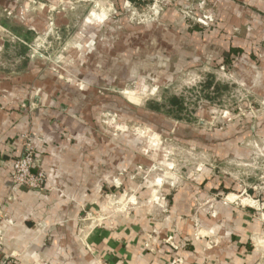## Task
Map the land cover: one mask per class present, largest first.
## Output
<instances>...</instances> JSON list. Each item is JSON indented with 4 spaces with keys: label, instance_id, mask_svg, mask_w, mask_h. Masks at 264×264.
<instances>
[{
    "label": "crops",
    "instance_id": "crops-1",
    "mask_svg": "<svg viewBox=\"0 0 264 264\" xmlns=\"http://www.w3.org/2000/svg\"><path fill=\"white\" fill-rule=\"evenodd\" d=\"M231 2L235 9L246 7V15L232 13L229 50L245 57L250 95L262 106L253 105L245 138L232 143L227 157L245 161L253 175H247L246 188L231 191L202 167L174 188L164 186L165 207H149L143 198L151 191L140 188L142 202L129 216H107L98 189L104 184L115 189L113 180L127 186L132 177L125 171L136 162L120 142L96 139L93 124L74 119L60 101L57 83L53 90L42 87L41 77H35L39 71L33 73L25 57L24 44L36 29L0 21V255L11 256L14 264H264V158L258 160L255 151L257 146L264 151V0ZM57 18V25H68ZM14 50L22 56L2 60ZM26 132L34 136V170L45 173V190L11 180ZM222 150L210 153L213 161L227 158ZM94 212L102 216L95 218Z\"/></svg>",
    "mask_w": 264,
    "mask_h": 264
},
{
    "label": "rangeland",
    "instance_id": "rangeland-1",
    "mask_svg": "<svg viewBox=\"0 0 264 264\" xmlns=\"http://www.w3.org/2000/svg\"><path fill=\"white\" fill-rule=\"evenodd\" d=\"M236 6L231 0H0V21L37 31L24 46L42 87L53 90L57 83L74 119L93 124L96 139L120 142L136 162L125 171L132 177L127 186L100 185L107 216H129L145 187L151 194L143 202L165 207L164 186L174 188L202 167L226 190L246 188L253 174L245 161L227 156L245 138L253 105L262 104L250 95L245 57L224 56L235 35L232 13L246 15V7ZM58 15L68 25H57ZM16 51L2 60L18 58ZM171 96L182 99V110L147 109L148 103L170 109ZM262 147L255 149L258 160ZM219 150L227 158L215 162L210 153Z\"/></svg>",
    "mask_w": 264,
    "mask_h": 264
},
{
    "label": "built area",
    "instance_id": "built-area-1",
    "mask_svg": "<svg viewBox=\"0 0 264 264\" xmlns=\"http://www.w3.org/2000/svg\"><path fill=\"white\" fill-rule=\"evenodd\" d=\"M31 136V132L20 135L22 150L14 161L11 180L13 185H19L29 190H45V173L40 169L34 170L38 163V157ZM1 221L2 211L0 210V224ZM2 249L3 241L0 233V252ZM0 264H14V259L11 256L0 255Z\"/></svg>",
    "mask_w": 264,
    "mask_h": 264
},
{
    "label": "trees",
    "instance_id": "trees-1",
    "mask_svg": "<svg viewBox=\"0 0 264 264\" xmlns=\"http://www.w3.org/2000/svg\"><path fill=\"white\" fill-rule=\"evenodd\" d=\"M230 53H237L235 50L230 49L229 51L224 53V56L227 57ZM167 102L169 104L170 109H166L163 110L162 109V104H158V103H148L147 107L149 110H155V111H165L166 113H170L172 111V108H175V110H182L183 106H182V99L179 97H175V96H171L167 99Z\"/></svg>",
    "mask_w": 264,
    "mask_h": 264
}]
</instances>
